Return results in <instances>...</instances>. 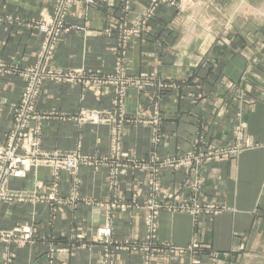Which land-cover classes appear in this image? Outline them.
<instances>
[{"label":"rangeland","instance_id":"obj_1","mask_svg":"<svg viewBox=\"0 0 264 264\" xmlns=\"http://www.w3.org/2000/svg\"><path fill=\"white\" fill-rule=\"evenodd\" d=\"M10 1L0 0V26L20 20L19 15L8 12ZM32 2L49 7L50 14L31 21L30 29L38 43L34 62L23 68L11 67V75L21 82L14 105L0 111V209L7 205H44L53 219L58 208L75 210L81 203L89 204L75 197L79 174L89 168L96 173L104 171L112 199L106 213L114 217L115 211L126 208L125 190L120 186L124 182H144L147 196L135 194L132 200L144 198L149 238L145 247L131 246L129 251H144L142 264H152L157 250H151L150 245L156 237L153 233L158 214L189 211L212 223L222 208L204 193L205 167L258 146L247 133L245 119L255 113L260 120L256 127L263 129L264 4L260 0H84L87 8L99 2L108 11L95 19L88 18L98 22L92 30L96 40L89 45L80 38L74 46L69 37L88 31L86 13L81 26L78 21L71 23L74 0ZM77 49L81 54L111 57V61L98 58L91 62V68L73 67L65 55L72 56ZM155 55L159 56L157 61ZM67 63L70 66L66 67ZM5 73L6 67L0 63V76ZM76 90V101L90 107L73 113H63L55 105L47 111L39 109L41 103L53 100L56 92L71 94ZM88 97L93 100L89 102ZM68 101L72 103L75 98ZM180 102L198 105L188 113L197 115V110L203 114L202 119L209 118L210 126L205 121V126L197 127L192 151L160 155L165 135L175 132L169 129L173 120L185 114V106L181 115L180 106L175 111L174 106ZM57 119L74 123L72 128L79 131L91 128L90 134L101 141V132H106L107 153L85 152L80 142L73 150H42L44 124ZM216 120L224 124L218 127ZM218 129L223 133L212 139L211 131ZM145 143L148 150L141 157L133 147ZM70 156L74 157L73 169L65 164ZM39 167L50 170L49 192L41 193L43 183L39 181L29 190L10 188V180L26 179L32 169ZM170 171L183 174L182 181L164 188L161 181ZM62 173L68 174L71 183V193L65 198L58 195ZM184 186L189 195L176 201ZM24 230H30L27 238ZM40 240L32 224L0 229L1 264H13L17 248ZM46 240L43 238V242ZM84 240V234L76 235L69 240V249L75 246L74 241ZM90 240L103 246L101 264H115L122 248L113 238L110 223L97 229ZM57 246L49 243L46 256L50 264L64 251ZM201 247L196 239L189 245L192 251Z\"/></svg>","mask_w":264,"mask_h":264},{"label":"crops","instance_id":"obj_2","mask_svg":"<svg viewBox=\"0 0 264 264\" xmlns=\"http://www.w3.org/2000/svg\"><path fill=\"white\" fill-rule=\"evenodd\" d=\"M97 3L96 6L87 8L84 6V0H74L71 23L78 21L76 23L81 26L85 22L88 29L86 33L69 37L74 46H77L82 38L88 41L89 45L96 40L92 30H95L98 22L90 21L88 18L95 19L97 14L108 11L105 4ZM260 3L263 5L264 0H260ZM8 6V12L14 16L19 15L20 20L12 24L3 22L4 24L0 26V63L7 70V73L0 76V111H8L14 105L20 89V79L11 75L12 65H19L23 68L34 62L33 52L38 47V43L34 40L33 30L30 29L31 21L38 19L39 16L46 17L50 14L49 7L36 6L32 0H12ZM262 11L264 12V9ZM85 13L88 20L82 22L81 20L85 19L83 17ZM135 57L142 59V56L136 55ZM65 58L71 62L73 67L88 68H91V62L98 58L111 61V57L100 58L91 54H81L79 50L72 56L65 55ZM154 58L156 59L154 61H157L159 56L155 55ZM68 66L70 65L67 63L66 67ZM68 93L56 92L55 98L41 103L39 109L47 111L54 109L52 106L55 105L63 113H73L79 108L90 107L88 103L76 101L79 94L77 90L71 94ZM50 95L53 97L52 93ZM73 98L75 101L69 103L68 100ZM88 100L90 102L93 99L88 97ZM175 106V111L180 106V115L184 111L183 106L186 107V111L181 118L173 120V127H169L170 131L175 132H168L169 134L165 135L164 146L158 150V154L163 156L175 155L181 151H192L197 127L205 126L206 123H209L207 127L210 126L209 118L204 116L205 119H202L203 114L197 110H195L197 115L188 113V110L197 109L198 105L180 102ZM259 121L255 113L248 115L245 119L247 133L258 146L244 151L236 158L214 161L205 167L204 193L209 200L222 208L212 223H209L204 216H194L189 211H162L158 214L157 230L153 233L156 237L150 245L151 250H157L152 264H194V261H198V264H264V123L261 130L256 127ZM215 123L220 127L223 122L216 120ZM73 125L74 123L64 119L46 121L42 136V150H73L80 142L85 152L99 155L107 153L109 147L106 132H101L104 133L100 135L101 141L90 134L91 128H82L79 131L73 129L75 127ZM222 133L223 130L218 129L211 131L210 136L212 139H217ZM1 135L0 141H2ZM133 148L138 155L144 157L148 145L145 143V145L140 144ZM49 175L48 168L39 167L32 169L26 179L10 180L9 185L12 189L29 190L35 182L39 181L43 183L41 193L46 194L49 192L47 185ZM104 175V171L96 173L89 168L83 169L79 174L80 185L77 187L78 195L75 197L88 200L90 203H81L75 210L66 207L58 208L59 213L53 219V214L44 205L3 206L0 209V229L10 230L17 225L32 224L36 234L41 238L32 246L17 248L13 264H50L46 256L49 243H54L64 250L51 264H101L103 246L100 243L91 242L90 238L97 229L107 223H110L113 229L114 240L120 242L122 248L117 253L115 264H142V255L145 252L131 253L129 247H145L147 244L149 238V232L145 226L147 209L144 207L143 197L138 198L136 202L132 198L140 194L146 197L147 184L124 182L120 188L125 190L123 201L126 208L122 211H115L114 217H109L106 208L112 199L107 193L108 185ZM182 176L180 172L170 171L163 182L161 181V185L164 188L172 187L182 181ZM70 184L68 174L62 173L58 187L59 197L69 196ZM185 186L177 193L179 196L176 201L180 202L182 198L189 195V189ZM78 234H84L85 240L74 241L75 246L69 249V240L74 239ZM43 238L47 240L43 242ZM194 239L199 242L200 246L202 245L201 249L192 251L189 248ZM66 249L68 250L65 251ZM1 253L2 245L0 244V264Z\"/></svg>","mask_w":264,"mask_h":264},{"label":"built area","instance_id":"obj_3","mask_svg":"<svg viewBox=\"0 0 264 264\" xmlns=\"http://www.w3.org/2000/svg\"><path fill=\"white\" fill-rule=\"evenodd\" d=\"M37 144L36 143H33V147H36ZM68 159L66 160L65 164L68 165L69 169H73V159L74 158L73 156H70V157H67ZM12 168V167H11ZM23 233L26 235V238L29 236L28 233H30V230H24ZM104 233V232H103ZM105 234H109V231H106Z\"/></svg>","mask_w":264,"mask_h":264}]
</instances>
